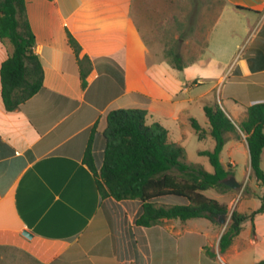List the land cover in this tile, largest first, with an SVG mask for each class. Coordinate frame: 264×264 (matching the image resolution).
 <instances>
[{"label":"crops","instance_id":"0c3cea01","mask_svg":"<svg viewBox=\"0 0 264 264\" xmlns=\"http://www.w3.org/2000/svg\"><path fill=\"white\" fill-rule=\"evenodd\" d=\"M158 1L173 0H25L34 53L43 69L42 88L8 112L0 83V252L15 256L18 263L264 261V212L244 221L223 253L218 246L233 211L250 214L261 205L260 201L259 207H251V201L261 197L252 183L257 189L262 187L251 176L245 136L229 138L220 153L229 178L240 184L232 210L227 206L224 225L205 218L136 225L141 203L103 200L95 176L83 162L91 138L93 150L103 148L106 115L112 110H143L147 125L157 123L170 136L174 126L190 124L192 106L200 104L203 110L211 95L216 100L212 104L220 103L235 125L244 119L247 106L264 103V69H250L259 56L264 64V0H221L223 6L208 31L204 49H210L214 39L217 53L192 61L181 56L185 64L181 71L165 58L152 56L145 38L159 17L165 18L161 22L173 17L170 9L158 7ZM224 14L229 20L241 15L243 31L248 32L241 45V62L235 65L239 45L216 44ZM228 26L232 32L233 24ZM68 33L80 46L78 58L68 44ZM9 51L0 41V67ZM85 57L89 63H85L83 87L78 59ZM237 92L245 95L247 105L239 103L242 96ZM220 94L222 101L217 103ZM247 186L252 194L243 197ZM24 231L32 238L22 236Z\"/></svg>","mask_w":264,"mask_h":264},{"label":"trees","instance_id":"16d2710c","mask_svg":"<svg viewBox=\"0 0 264 264\" xmlns=\"http://www.w3.org/2000/svg\"><path fill=\"white\" fill-rule=\"evenodd\" d=\"M243 9V8H238ZM68 44L78 58L80 46L68 33ZM0 41L10 49L7 59L0 67L1 99L8 112L15 111L42 88L43 69L34 53L35 38L30 29L25 0H0ZM250 50L248 51V53ZM165 59L177 70H183L180 53L169 48ZM250 61V59H249ZM262 59L257 57L252 71L264 69ZM88 59H78L81 84H86ZM258 69V70H257ZM208 130L195 120L190 125L198 140L209 135L214 140L212 151L199 155L208 158L213 172L200 165L187 163L183 147L168 140L167 131L159 124L147 125L146 112L139 109H117L106 115V129L102 133L104 145L101 150L91 148L92 138L84 153L83 162L95 176V184L103 200L113 202L139 201L141 212L135 224L149 227L163 219L205 218L219 225L220 216L227 217L228 208L206 195L209 190H230L225 181L230 173L220 162V153L231 137L245 136L251 176L264 191V171L261 160L264 155V103L246 108L245 117L235 125L218 105L203 108ZM260 207L250 214L233 211L230 223L219 240L223 253L240 233L244 221L252 220L264 212V197H259ZM256 264H264L260 261Z\"/></svg>","mask_w":264,"mask_h":264},{"label":"rangeland","instance_id":"374dc122","mask_svg":"<svg viewBox=\"0 0 264 264\" xmlns=\"http://www.w3.org/2000/svg\"><path fill=\"white\" fill-rule=\"evenodd\" d=\"M159 8H168L173 12L172 19H168L167 22H161L165 18L159 17V23L157 26L148 29L145 33V38L149 44L151 55L157 56L159 58L165 57V52L169 48H175L185 61H192L196 59L199 55L202 57H210L217 53V50L214 47V39H212L213 45L209 49L206 47L207 34L208 31L213 27V22L216 19V15L220 7L223 6L221 0H173L172 2L158 1L156 2ZM238 15V18L231 19L224 14L222 16V21L220 26L217 29L216 33V44L229 43L232 44L231 47H235L237 43L238 49L236 50L237 58L234 60L232 65L238 64L241 62L240 54L243 53L241 48L242 43L248 36V32L243 31L245 20ZM233 24L232 32L229 24ZM230 30V31H229ZM209 44V41H208ZM239 61V62H238ZM242 97H238V100L241 105H247V98L240 92ZM214 95H211L205 105H213L216 100ZM222 101V95L220 94L218 98ZM223 106L227 108L224 102ZM229 104V103H228ZM220 105V103H219ZM240 108V107H239ZM192 117L201 125L202 128L206 129L207 119L204 115L203 110L200 107V104L193 105L191 110ZM169 140L175 141L181 147L184 148L186 153V162L193 165H200L207 172H213V168L210 165V162L207 157L199 155V152L202 151H212L214 148V140L207 135V137L200 141L198 140L195 131L190 124L184 125L182 128L178 126L173 127V131L170 134ZM223 159L225 157L223 156ZM240 163H242L240 161ZM261 169L264 171V158L261 161ZM229 178V177H228ZM237 180L242 181V178L237 175ZM253 189L260 195L264 197V191L262 188L257 189L252 183ZM248 186L244 189L241 195L251 196L252 192L250 189H247ZM240 188L230 190H209L206 192V195L210 198H216L220 203L230 206L229 210L231 211L235 205L234 198L239 193ZM231 195L233 198H228ZM233 199V200H232ZM259 207L260 200L251 201V207ZM18 258L11 256L7 252H0V264H20L18 263Z\"/></svg>","mask_w":264,"mask_h":264},{"label":"water","instance_id":"95a60500","mask_svg":"<svg viewBox=\"0 0 264 264\" xmlns=\"http://www.w3.org/2000/svg\"><path fill=\"white\" fill-rule=\"evenodd\" d=\"M224 185L231 188V189H238L240 188V184L235 180L234 177H230V178H227L225 181H223ZM226 222V217L224 215L220 216L219 218V223L224 225ZM22 236H24L25 238L27 239H31L32 238V234H30L29 232L27 231H24L22 233Z\"/></svg>","mask_w":264,"mask_h":264}]
</instances>
